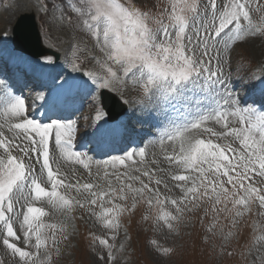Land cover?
<instances>
[{"label":"snow or ice","instance_id":"6c2138e0","mask_svg":"<svg viewBox=\"0 0 264 264\" xmlns=\"http://www.w3.org/2000/svg\"><path fill=\"white\" fill-rule=\"evenodd\" d=\"M46 3H50V0H46ZM64 3L67 4V0ZM78 4V7L72 8V12L78 26H82L95 39L99 55L92 59L101 71L83 72L84 80L60 77L64 80L60 89L65 95H74L91 86L92 91L87 99L95 107L97 99L104 105L105 89L118 91L123 104L134 103L142 112L149 114L151 111H165L167 104L175 98L182 101L186 108L193 107L198 115L182 123L170 118L168 124L159 130L157 139L152 143L158 141L163 160L152 161L158 165L154 171L136 168L134 171L141 175H132L131 170L124 172L123 177L116 174L119 190L113 186L112 180L107 179L109 173L105 171L102 177L107 180L105 189L93 183H66L61 178L63 174L55 155L56 148L62 157H70L84 168H89L82 154L70 147L76 121L50 119L49 123H38L26 115L23 99L11 98L4 116L8 131L13 136L9 138L0 131V242L19 257L18 264H37L40 260L39 250L46 246L48 239L43 230L46 227L56 228L55 224L45 225L39 221L45 213L42 208L34 207L32 200L48 198V203L54 208L67 209L68 212L75 202L79 207H88L91 211L90 206L98 201L126 200L127 189L133 193V208L136 207V196L146 198L149 206H153L154 199L156 205L163 206L167 201L175 206L177 215L164 212L161 207L157 217L169 229H173L170 221L182 219L185 207L181 205L185 201H190L195 207L197 201L208 198L213 201V208L220 204L226 208L231 201L233 208L242 206L245 210L258 201L259 206L264 208V188L256 187L250 177L252 173L264 178V111L252 106L243 107L239 96L234 95L222 79L223 52L234 45L248 43L249 37L264 35V23L260 26L253 23V0H170L171 11L165 8L158 18L131 6L130 0L127 5L122 0H78ZM51 6L55 7L54 4ZM262 9L264 5H259L255 11ZM73 18V15L68 16L69 24ZM261 21H264V16ZM44 60L52 62L51 57H44ZM73 69L79 71L75 64ZM259 81V92L264 97V77ZM129 85L142 89L143 96L133 101L124 99ZM4 89L5 83L0 81V94ZM193 89L198 95H185L186 90ZM38 98L43 99L44 95ZM112 99L115 100V96ZM135 112L136 108L132 107L130 113L124 112L122 115L130 116ZM101 121L118 139H123L129 133L126 119L119 117L110 123L107 119ZM206 121H214L223 130L203 127ZM235 124L239 126H232ZM3 127L0 124V129ZM201 132L224 143L199 138ZM50 137L54 138L55 143L51 153ZM229 137L232 142L228 141ZM237 141L238 148L233 146ZM166 143L171 145L170 152ZM137 154L143 157L145 148H141L139 153H127L124 158H115L113 167L116 162L125 165L126 160H132ZM96 163L105 169L109 165L108 161ZM161 163H166L168 167H159ZM53 164L57 165L55 169ZM157 173H165L171 181L177 182L175 186L182 195L179 198L165 195L161 199L159 188L154 189L150 184H163L167 189L168 183ZM141 176L147 177L148 183ZM132 182H139L140 187H134ZM43 183L50 184V189L42 186ZM261 183H264V179ZM61 187L87 193L88 198L66 197L58 191ZM145 192L153 195L145 197ZM17 205H20L19 210ZM125 210L123 205L116 203L112 207H104L105 227H118L116 217ZM236 215L240 216L242 212L237 211ZM144 218L148 219L147 216ZM61 230H64V226H61ZM260 239L264 240V237ZM14 240L37 251L26 250L12 242ZM100 243L108 246L106 240L101 239Z\"/></svg>","mask_w":264,"mask_h":264},{"label":"rangeland","instance_id":"374dc122","mask_svg":"<svg viewBox=\"0 0 264 264\" xmlns=\"http://www.w3.org/2000/svg\"><path fill=\"white\" fill-rule=\"evenodd\" d=\"M122 2L127 5L129 0H122ZM130 2L131 6L147 11L154 18H158L165 8L171 11L170 0H130ZM51 4L55 7L53 8ZM259 5H264V0H253L252 18L257 26L264 23L261 21L264 9L260 12L255 11ZM78 6V0H67V4L64 0H50V3H46V0H0V53L6 56L14 55L9 47L12 46V30L15 23L22 14L33 12L43 46L59 55L58 59L52 55L41 57L52 58V62L47 63L51 68L57 63H63L66 64V71L69 72L75 71L73 69L75 64L79 68V71L75 72L82 79H85L82 74L85 71L99 73L101 70L92 59L99 55L98 49L95 48V39L82 26H78L72 12V8ZM69 15L74 17L71 24L68 23ZM165 22H167L166 17ZM222 57L223 75L224 70L229 68L233 71L235 78L240 77L241 87L242 85H255L261 77H264V35L257 34L255 37H249L248 43L242 46L234 45L224 51ZM64 71L65 69L63 73ZM222 79L225 80V77L223 76ZM114 93L120 97L118 91ZM141 96H143L142 89L131 85L124 92V99L129 101ZM98 105L100 103L97 99L95 107L99 108ZM86 106L85 114L91 119L94 106L89 102ZM130 106L135 107L136 111L140 110L134 103ZM1 118H4V122L0 123L4 127L0 131L11 138L13 133L8 131V126L5 124L6 118L5 116ZM232 126L238 127L239 124ZM203 127H211L216 131L223 130L212 121ZM199 138L212 139L214 143H224L203 132L200 133ZM228 141L232 142V138L229 137ZM53 145L55 147L54 139ZM233 146L238 148V141L234 142ZM166 147L170 152L171 145H166ZM127 153H139V150L127 151L119 157L124 158ZM0 154H2V149H0ZM55 155L56 158L59 157L58 151ZM228 155L232 154L228 153ZM67 160V164L59 162V168L63 174L61 178L65 179L66 183H93L102 185L106 189L107 180L102 177L107 171L109 173L107 179L112 180L113 186L119 190L120 184L116 181V174L123 177L124 172L131 170L132 175H141L134 171L136 168L154 171L158 165L153 164L152 161L163 160V154L159 147L155 153L148 152L143 157L138 154L134 155L132 160L125 161V165L122 166L116 162L114 167L115 159H113L108 161L107 169L102 165L98 167L93 162H90L89 168H84L70 157H67ZM56 167L57 165L53 164V168ZM159 167L167 168L168 165L161 163ZM173 171L177 170L173 169ZM179 174L187 173L180 172ZM157 176H163L168 183L167 189L163 184L156 185L154 182L150 184V187L154 189L159 188L162 194L161 199L165 195L172 198H179L182 195L175 186L177 182L171 181L165 173H157ZM250 177L256 187L264 188V183H261L264 178L252 173ZM141 178L148 183L147 177L141 176ZM132 183L134 187H140L139 182ZM42 186L47 189L51 187L47 183H43ZM227 187L231 188L230 185ZM58 191L66 197L80 200L88 198L87 193H77L75 189L69 191L61 187ZM125 192L126 200L98 201L90 206L91 211L88 207H79L75 202L71 206V211L68 212L67 209L54 208L48 203V198L32 200L34 207L44 210L45 215L41 216L39 221L45 225H56L55 229L46 227L43 230L48 239L46 246H42L39 250L40 260L37 264H264V240L260 239L264 237V208L259 206L258 201L250 204L247 210L242 206L233 208L231 201L228 202L226 208L224 204L215 205L213 208V201L208 198L197 201L195 207L190 201H185V204L181 205L185 207V211L181 214L182 219L170 221L173 229H169L167 224L157 217L161 207L164 212L177 215L175 206L167 201L163 206L156 205L155 199L153 206H149L146 198L136 196V207L133 208V193L127 189ZM152 195V193L145 192V197ZM113 203L121 204L126 209L127 222H131V226L127 229L118 224V219L115 221L118 227H105L103 208L112 207ZM17 208L19 210L20 205H17ZM221 209L225 210L221 211ZM237 211L242 212V215L237 216ZM145 216L148 219H145ZM61 226H64L63 231ZM16 227L18 228L19 225L17 224ZM19 235L22 236V233ZM101 239L106 240L108 246L101 244ZM12 242L25 247L26 250L37 251L34 247L21 245L19 241ZM34 242L33 238V244ZM18 261L19 257L0 242V264H18Z\"/></svg>","mask_w":264,"mask_h":264},{"label":"bare ground","instance_id":"6f19581e","mask_svg":"<svg viewBox=\"0 0 264 264\" xmlns=\"http://www.w3.org/2000/svg\"><path fill=\"white\" fill-rule=\"evenodd\" d=\"M24 53L23 60L18 62V66L26 72V78L31 79V87L33 90H31L30 98L27 99L26 104L30 107H33L31 114L34 112H37L40 109H45L48 105L51 107L52 105H57L63 107L66 103V99H61L60 95L63 94V92L60 89V85L64 84V80L59 79V77H62L63 70L66 69V64L63 63H57L55 64V68L46 67L45 64L48 63L44 60V58L36 59L35 57L30 56L29 54ZM34 60L38 62L34 68H32L34 74L31 73V69L29 68L28 63ZM27 61V62H26ZM66 80H80L77 77V74L75 71H72L68 74V76H64ZM261 86V82H258L256 90H259V87ZM30 86H28L29 88ZM92 89L91 86L86 87L83 91ZM260 93V92H259ZM40 95H44L43 99L38 98ZM13 98L11 95H5L3 98L0 99V118L1 116H4V113L7 111L8 101ZM84 103V99L81 102V104ZM83 107H81L78 111L76 109L74 110V114H79L78 118H76L78 122L79 129L82 130V133L80 134L77 143L81 145L83 141H85L86 138V132H96L101 134L104 133V137L102 139H96L97 141H107L111 137H115L110 133L108 130L106 124L100 120L107 119L110 123L111 121L108 119L107 114L100 108H93V119L90 120L88 116H86L85 111L82 110ZM128 113H130V108L127 110ZM132 119L135 120L134 125V131H142L144 134L141 136L142 138V147L146 148L145 152L149 150V152H157L160 145L157 141V143L153 144V140L157 139L159 130L165 125V121L163 120L160 124H157L152 119V113H131ZM97 116H99V119H97ZM194 116L188 115V116H182V111L177 109V112L175 114V122L182 123L185 122L188 119H192ZM4 122V118L0 119V123ZM6 126V125H5ZM8 126V125H7ZM96 127V128H95ZM150 133H153L152 135ZM132 133H128L127 137H132ZM95 140V139H93ZM166 145H170L167 144ZM58 151L59 157L57 158L59 162H63L64 164H67L68 160L67 157H62L61 153L58 148L55 149V153ZM63 164V165H64Z\"/></svg>","mask_w":264,"mask_h":264},{"label":"water","instance_id":"95a60500","mask_svg":"<svg viewBox=\"0 0 264 264\" xmlns=\"http://www.w3.org/2000/svg\"><path fill=\"white\" fill-rule=\"evenodd\" d=\"M13 44L16 48L26 51L34 56L45 54L41 50L40 36L33 13L22 14L13 30ZM112 117H114L112 115Z\"/></svg>","mask_w":264,"mask_h":264}]
</instances>
